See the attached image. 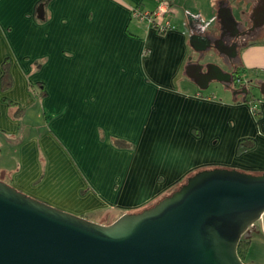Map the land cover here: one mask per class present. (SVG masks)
I'll return each instance as SVG.
<instances>
[{
    "label": "crops",
    "instance_id": "crops-1",
    "mask_svg": "<svg viewBox=\"0 0 264 264\" xmlns=\"http://www.w3.org/2000/svg\"><path fill=\"white\" fill-rule=\"evenodd\" d=\"M39 1L0 0L6 182L103 222L153 205L206 166L264 172V96L200 90L184 74L197 53L188 16L218 35L221 0H169L173 27L163 32L133 16L162 0H51L42 13ZM228 2L237 18L251 7ZM262 35L240 52L242 83L251 79L241 70L264 66ZM6 59L12 83L2 89ZM243 137L255 145L238 153Z\"/></svg>",
    "mask_w": 264,
    "mask_h": 264
},
{
    "label": "water",
    "instance_id": "water-1",
    "mask_svg": "<svg viewBox=\"0 0 264 264\" xmlns=\"http://www.w3.org/2000/svg\"><path fill=\"white\" fill-rule=\"evenodd\" d=\"M43 8L41 3L39 12ZM216 18L218 35L208 31L209 23L188 16L190 45L200 55L197 60L189 56L184 74L200 90L220 83L243 101L264 94V79L238 86L237 70L230 71L242 62L240 48L264 32V0H251L249 11H241L239 18L228 0H221ZM236 29L239 34L229 33ZM212 54L229 70L210 59ZM258 221L264 232V172L200 169L153 205L109 223L69 212L0 180V264H246L238 247L257 230Z\"/></svg>",
    "mask_w": 264,
    "mask_h": 264
},
{
    "label": "rangeland",
    "instance_id": "rangeland-1",
    "mask_svg": "<svg viewBox=\"0 0 264 264\" xmlns=\"http://www.w3.org/2000/svg\"><path fill=\"white\" fill-rule=\"evenodd\" d=\"M183 11L186 13L185 10H183ZM259 41L264 43V33L262 35V38L259 39ZM209 57L212 60H215L217 58V56H215L213 54L209 55ZM239 74H241V76H243V78H246V79H254V80L255 79H264V66H257V67L249 68L248 70H241ZM224 90L226 92L227 91L230 92V94L233 96L232 92L230 90L224 89L223 85L220 83L212 82L210 87L207 89L208 92H214L217 94L224 93ZM258 96H264V94L259 93ZM33 115H34L33 113L29 114L25 120V123H27V124L33 123L34 122V116ZM208 167H212V165H210ZM230 168H232V167H230ZM239 170H241V169H239ZM242 171H244V170H242ZM250 173L260 174L257 172H250ZM0 180L5 181L4 177L1 175H0ZM180 185H179V187H180ZM115 219L116 218H114V217L109 218V219L104 218L101 220L103 222H100V223H109ZM256 225H257V228H256L257 230L252 232L251 236L249 237V242L247 243V245L244 249V253L241 256V258L243 259V261L246 264H264V232L261 229L262 225H261L260 221H258L256 223Z\"/></svg>",
    "mask_w": 264,
    "mask_h": 264
},
{
    "label": "built area",
    "instance_id": "built-area-1",
    "mask_svg": "<svg viewBox=\"0 0 264 264\" xmlns=\"http://www.w3.org/2000/svg\"><path fill=\"white\" fill-rule=\"evenodd\" d=\"M169 0H162L153 11L141 9L139 6L133 7V16L139 21L148 23L150 26L156 28L158 31L163 32L173 27L168 15L172 12ZM236 83L242 84L241 78H236Z\"/></svg>",
    "mask_w": 264,
    "mask_h": 264
},
{
    "label": "trees",
    "instance_id": "trees-1",
    "mask_svg": "<svg viewBox=\"0 0 264 264\" xmlns=\"http://www.w3.org/2000/svg\"><path fill=\"white\" fill-rule=\"evenodd\" d=\"M50 1L51 0H40L38 2V5L41 3H43L45 5V4L49 3ZM41 19H44V18H41ZM3 66H4V74L2 77V89H5V88L9 87L12 83V80H10V77H11L10 76V59H6ZM246 101H249V98H247ZM15 112H16L15 116L17 115L18 117H23L25 110L23 108L19 107ZM254 145H255V140L253 138H251V137L242 138L238 143V153H241L247 149H250ZM206 167H203L200 169H204ZM200 169H198V170H200ZM198 170H196V171H198ZM186 179L183 180V182H185ZM178 187H179V185L174 190H176ZM248 242H249V237H243L241 239L239 247H238V251H239L240 256L243 255L244 249H245Z\"/></svg>",
    "mask_w": 264,
    "mask_h": 264
},
{
    "label": "flooded vegetation",
    "instance_id": "flooded-vegetation-1",
    "mask_svg": "<svg viewBox=\"0 0 264 264\" xmlns=\"http://www.w3.org/2000/svg\"><path fill=\"white\" fill-rule=\"evenodd\" d=\"M250 25V23L249 22H247L246 21V27L245 28H247L248 26ZM238 32H240L239 30H234V31H230L229 33H238ZM228 32H227V34H229ZM264 33V32H263ZM239 34V33H238ZM244 42V39H238L237 40V43H240V44H242ZM250 42V41H249ZM243 48L241 47L240 48V52H241V50H242ZM199 53H196V55H195V60H197L198 59V57H199ZM218 58H216L214 61L215 62H218L219 64H221L225 69H228L227 68V66L222 62V60H217ZM238 66L237 65H235V64H233V67H232V69L230 70V71H234V70H237L236 68H237ZM229 70V69H228ZM238 86L239 85H243V84H245V82L244 83H242V84H240V83H236ZM250 96H253V95H249L248 97H250ZM257 96V95H256Z\"/></svg>",
    "mask_w": 264,
    "mask_h": 264
}]
</instances>
